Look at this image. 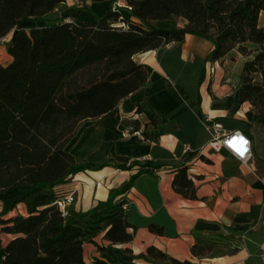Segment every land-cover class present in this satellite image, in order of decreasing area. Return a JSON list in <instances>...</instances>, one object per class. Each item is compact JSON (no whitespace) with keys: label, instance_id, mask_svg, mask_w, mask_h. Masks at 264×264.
Segmentation results:
<instances>
[{"label":"trees","instance_id":"1","mask_svg":"<svg viewBox=\"0 0 264 264\" xmlns=\"http://www.w3.org/2000/svg\"><path fill=\"white\" fill-rule=\"evenodd\" d=\"M102 3L115 0H80ZM66 0H0V40L11 34L6 51L9 65H0V248L2 235L11 237L3 247L0 264H86L83 244L90 240V213L56 205L57 188L84 170H100L108 163H78L65 150L82 123L112 111L129 95L149 85L150 73L134 56L182 43L187 35L209 40L207 61L236 52L246 61L241 74L239 102L251 105L264 133V0H126L129 17L107 11L92 22L50 21L47 16ZM119 19L117 26L110 22ZM182 18L181 28L164 29L151 22ZM44 22L25 30V22ZM148 124L164 119L145 112ZM135 129L138 123L131 121ZM119 170L132 167L117 165ZM151 163L138 165L134 176L110 191L105 209L109 218L98 229L112 245L129 243L132 235L122 196L132 180L153 174ZM185 166L175 169V192L194 197L193 182ZM119 196L117 205L113 200ZM21 205L24 214L9 218ZM90 264H138L119 260L113 251L98 248ZM206 249L194 246L193 256ZM144 263L177 261L148 248Z\"/></svg>","mask_w":264,"mask_h":264},{"label":"crops","instance_id":"2","mask_svg":"<svg viewBox=\"0 0 264 264\" xmlns=\"http://www.w3.org/2000/svg\"><path fill=\"white\" fill-rule=\"evenodd\" d=\"M73 4V0H66L47 19L57 9L66 8L52 21L66 15L64 21L92 22L109 10L111 1L90 3L82 19L78 12H72ZM43 25L41 21H28L22 27L29 30ZM10 38L11 34L0 41L3 67L11 62L6 51ZM212 49L209 40L187 35L182 43L134 56L150 73L149 85L98 119L82 123L66 146L78 163H108L100 170L78 172L57 188L62 198L73 199L68 210L90 213V240L83 244L86 264L101 255L98 248L113 251L119 260L144 263L142 258L150 247L191 264H264V133L251 105L239 102L246 59L234 52L218 61H207ZM210 66L215 68L211 75ZM137 103L165 122L148 124L145 113L135 112ZM204 115L213 117L224 131H240L249 138L251 159L247 166L224 150L216 152L208 147L211 134L202 124ZM131 121L138 123L145 141L132 135L122 137ZM144 163H151L157 170L136 176L122 196L128 202L125 213L132 240L112 245L98 229L110 217L109 212L95 209ZM117 165L132 168L119 170L114 168ZM182 166L193 182V198L173 189L175 169ZM118 201L119 196L113 205ZM18 208L23 215L24 207ZM5 245L2 243L1 248ZM194 246L207 251L193 256Z\"/></svg>","mask_w":264,"mask_h":264},{"label":"built area","instance_id":"3","mask_svg":"<svg viewBox=\"0 0 264 264\" xmlns=\"http://www.w3.org/2000/svg\"><path fill=\"white\" fill-rule=\"evenodd\" d=\"M120 10H126L130 12L132 10V7L128 5V3H126L124 0L112 1L110 11L119 13ZM121 26H123V24ZM214 71L215 68L213 66H210L208 68V73L210 75L213 74ZM202 124L211 134V140L207 144L210 149L216 152L224 150L235 160L239 161L243 165H248V162L251 159V143L249 138L245 134L240 131H224L222 125L209 115H204L202 117ZM130 135L135 136L140 141H145L142 129H135L131 123L125 125L122 132V137L126 138ZM72 201L73 199L71 196H67L64 198L61 197L56 201V205L63 215L67 214L68 207L72 203ZM127 206L128 202L124 201L120 205V209L125 212L127 210Z\"/></svg>","mask_w":264,"mask_h":264},{"label":"rangeland","instance_id":"4","mask_svg":"<svg viewBox=\"0 0 264 264\" xmlns=\"http://www.w3.org/2000/svg\"><path fill=\"white\" fill-rule=\"evenodd\" d=\"M124 1L126 2V0H124ZM73 3H74L73 6H71V10H72V12H78V14H80L79 18L82 19L83 11H84V10L89 11V10H87L86 8H84V6H83V4H82V2H81L80 0H73ZM103 3H105V2H102V3H96V4H97V5H101V4H103ZM126 3H127V2H126ZM85 5H86V7L89 9L88 6L90 5V3H89V2H85ZM111 5H112V1H111L110 8H109L108 11H110V9H111ZM65 9H66V8H64V9H62V10H61V9H57V11H56L55 13H53L52 15H50V17H51L50 20H53L52 17H57L59 13H63V11H64ZM105 13H106V12H105ZM105 13H104V14H105ZM129 13H130V12H128V11H126V10H120V12H119L118 14H119V15H122L123 17H129ZM104 14H103L101 17H103ZM65 16H66V15H65ZM65 16H63L60 20L65 19V18H66ZM101 17H100V18H101ZM96 19H97V18H96ZM67 21H69V20H67ZM71 21H72V20H71ZM73 21H74V20H73ZM110 22H112L113 24H115V25H117V26H120V25H121L120 22H119V19H117V18H116V19H112V20H110ZM185 23H186L185 20L182 19V18H174V19H172V20H165V21H155V22H151V25H153V26H155V27H157V28H167L166 26H171V27L176 28V27H183ZM40 24H41V23H40ZM35 25H36V24H35ZM19 211H20V209L17 207L15 211L9 213V214H8L6 217H4V218L6 219V218L12 217V216H14V215H16V214H19ZM1 238H2V243H3V245H5L11 237L6 236V235H2ZM2 256H3V249L1 248V249H0V261H1V259H2Z\"/></svg>","mask_w":264,"mask_h":264}]
</instances>
